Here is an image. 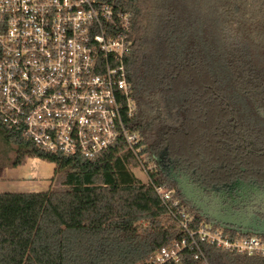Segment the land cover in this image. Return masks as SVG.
Segmentation results:
<instances>
[{
	"label": "trees",
	"instance_id": "1",
	"mask_svg": "<svg viewBox=\"0 0 264 264\" xmlns=\"http://www.w3.org/2000/svg\"><path fill=\"white\" fill-rule=\"evenodd\" d=\"M131 15L126 57L142 159L119 143L96 159L47 151L0 119V160L26 157L66 172L65 190L0 192V264H142L184 237L156 186L189 206L157 160L163 151L202 173L260 159L240 134L264 131V0H102ZM259 126V128H258ZM211 264H264L208 243Z\"/></svg>",
	"mask_w": 264,
	"mask_h": 264
},
{
	"label": "built area",
	"instance_id": "2",
	"mask_svg": "<svg viewBox=\"0 0 264 264\" xmlns=\"http://www.w3.org/2000/svg\"><path fill=\"white\" fill-rule=\"evenodd\" d=\"M131 15L102 0H0V119L39 147L96 159L117 144L142 159L126 57ZM150 180V179H149ZM148 180V181H149ZM184 237L142 264H211L203 244L264 256V234L194 218L164 185L156 186Z\"/></svg>",
	"mask_w": 264,
	"mask_h": 264
},
{
	"label": "flooded vegetation",
	"instance_id": "3",
	"mask_svg": "<svg viewBox=\"0 0 264 264\" xmlns=\"http://www.w3.org/2000/svg\"><path fill=\"white\" fill-rule=\"evenodd\" d=\"M238 137V144L245 153L263 158L264 131L254 130L252 137L238 132ZM158 158L189 206L205 218L219 225L233 222L236 225L224 227L242 233L264 234L259 231L264 230V161L222 164L220 167L223 169L218 172L211 169L210 173H202L196 166L172 159L167 151H163ZM180 183L185 186L188 195L182 193Z\"/></svg>",
	"mask_w": 264,
	"mask_h": 264
},
{
	"label": "rangeland",
	"instance_id": "4",
	"mask_svg": "<svg viewBox=\"0 0 264 264\" xmlns=\"http://www.w3.org/2000/svg\"><path fill=\"white\" fill-rule=\"evenodd\" d=\"M134 173L148 182V175L140 169ZM66 172H57L52 162L35 157H26L19 165L12 158L0 160V192H41L49 189L65 190Z\"/></svg>",
	"mask_w": 264,
	"mask_h": 264
},
{
	"label": "water",
	"instance_id": "5",
	"mask_svg": "<svg viewBox=\"0 0 264 264\" xmlns=\"http://www.w3.org/2000/svg\"><path fill=\"white\" fill-rule=\"evenodd\" d=\"M157 160L160 162V159L159 158H157ZM179 188L181 189V191H182V193H184V194H186V188H185V186L183 185V184H179ZM186 195H188V194H186ZM188 199H190V198H188ZM218 222L220 221V220H217ZM225 225H236L235 223H233V222H222V224H221V226H225ZM247 230H244L243 232H246ZM261 233H264V230L263 229H261V230H259Z\"/></svg>",
	"mask_w": 264,
	"mask_h": 264
}]
</instances>
